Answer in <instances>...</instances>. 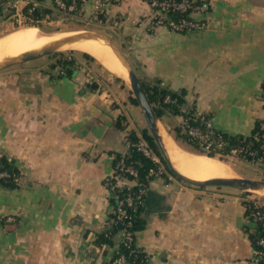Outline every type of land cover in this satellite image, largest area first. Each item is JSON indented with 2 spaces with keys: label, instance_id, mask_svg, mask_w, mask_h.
Here are the masks:
<instances>
[{
  "label": "crops",
  "instance_id": "obj_1",
  "mask_svg": "<svg viewBox=\"0 0 264 264\" xmlns=\"http://www.w3.org/2000/svg\"><path fill=\"white\" fill-rule=\"evenodd\" d=\"M96 1L83 2V15L110 31L141 80L181 92L180 111L207 114L231 135L264 118V0H200L208 9L195 17L206 25L184 32L154 26L148 0L109 2L101 13ZM22 2H0V27L11 23L7 3L18 12ZM76 59L72 76L52 62L0 73V156L20 171L15 188L0 187V264H113L121 234L97 243L111 211L105 179L146 123L124 77ZM181 116L159 117L175 144L170 127ZM141 215L146 264H255V223L237 190L166 170L148 183Z\"/></svg>",
  "mask_w": 264,
  "mask_h": 264
},
{
  "label": "trees",
  "instance_id": "obj_2",
  "mask_svg": "<svg viewBox=\"0 0 264 264\" xmlns=\"http://www.w3.org/2000/svg\"><path fill=\"white\" fill-rule=\"evenodd\" d=\"M3 1L5 0H0V2H3ZM46 1L48 0H33L32 2H29L26 5H24V7H22L21 14L27 19L31 20V22L29 23L30 25L40 27L38 21L47 16L50 17V15H52L54 11H56L55 9H58L51 2H50L51 5L49 6L47 4L48 2L46 3ZM108 1L111 2V0H108ZM33 2H36L37 4L33 5ZM77 6L78 7L72 12L81 14L82 9L79 7V4ZM5 8L7 9V7ZM1 9H2V5L0 4V12H1ZM180 16H185V14L172 13V12L168 13V17L171 19H177ZM69 55H70L69 53L67 54V56H65L63 53H59V54L56 53L55 55L56 58L54 62L50 64V66L57 67L61 71V73H63L66 76H72L76 72V69H77L76 67L78 63H77L76 57H74L73 55H70V56ZM82 56L83 57L86 56L90 60L92 58L87 53H82ZM142 83L145 88L146 94L149 98V101L151 102L154 111L159 117L164 114L166 109H168L173 114L182 113V115L189 116L188 121L192 125H199L201 123L199 118L198 117L195 118V116L193 115V109L188 110L187 114H186V111H183V112L180 111V107L183 102L181 92L168 89L164 85H160V83L156 80H142ZM262 84H264V82ZM166 95H168L171 99H175V101L174 102L164 101V98ZM133 102L136 103L134 98H133ZM204 117L210 118V116L207 114H204ZM260 121H264V118L256 120L252 131L248 135H243V134L231 135V134H227L221 130H218L212 127L213 133L215 135H219L220 138H222L224 142L223 149L222 151H220L221 154L223 155L229 154L230 150L238 148V149L247 150L246 153H243L244 154L243 158L245 159H251L253 157L264 156V152L261 149L262 148L261 146H264L263 131L262 130L259 131V133L263 135H260L258 138H254V135H253L254 132L258 131L259 129L258 125ZM172 131H173V136L175 140L177 141L181 140V141L188 143L189 145L192 146L193 150L197 153H203V154H206L207 156H213L212 153L203 152V150L199 147L198 144L191 142L188 139V135L185 132L183 133L179 126L174 127ZM141 137L144 138L150 144L153 150L161 157L166 170L169 171L153 138L149 134L147 127L142 129ZM127 138L129 142L128 151L123 155L116 154L114 156V163L119 158L123 157L127 163L132 164L133 167L136 169L137 176L135 178L128 177L127 179L132 183H129V185H125L120 188H116V190L112 191L111 196H110L111 211L108 217L107 227L104 231H102L98 235L97 243L99 245L111 243L117 234H121L122 229L125 227V221L128 220L130 223L127 227L128 229L133 231V240L130 243V245H125L120 240L117 244L116 250L118 251L119 254L125 255V258L128 264H146L147 255L140 247L137 246L135 234L137 231L141 230L145 225V219L141 215L144 203L143 202L141 203L140 200L141 198L142 200L145 198L148 183L150 182V180H152V178L146 177V175H147L148 169L153 164L149 159H147L139 151H137L136 148L132 145L134 142L138 140V136H136L134 132H130ZM255 151L257 153L256 156L249 154V152H255ZM19 176H20V171L18 167L16 166L14 160L8 155L2 154L0 156V187L6 188V189L15 188L17 186V179ZM140 190H144V193H139ZM240 193L242 195L248 194L244 192H240ZM115 194L118 195V197H114ZM128 194L133 195L134 206L125 207L128 218L122 220L118 218L119 213L116 210V207H117L116 205L120 197H124ZM136 196H140V197H136ZM262 235L263 233L260 230V227L258 225H255V230L251 234V240H252V244L254 248H258V246L256 245V240ZM116 256L117 254L115 251L114 257Z\"/></svg>",
  "mask_w": 264,
  "mask_h": 264
},
{
  "label": "built area",
  "instance_id": "obj_3",
  "mask_svg": "<svg viewBox=\"0 0 264 264\" xmlns=\"http://www.w3.org/2000/svg\"><path fill=\"white\" fill-rule=\"evenodd\" d=\"M33 0H26V4L32 2ZM53 3L58 9L66 12L74 11L79 4V7H82V4L85 0H48ZM120 0H111V2H118ZM150 5L153 8L152 15V24L157 25H166L171 30L184 32L192 30H200L205 27V22L202 19L196 18V14L205 13L208 9V3L200 0H148ZM108 0H100L95 3V10L97 13H101L108 4ZM36 2H33V5H36ZM179 13L185 14V16H180L177 19H171L168 17V13ZM162 85V84H160ZM261 93L263 95L264 103V84L261 85ZM164 101L174 102L175 99H171L168 95L165 96ZM185 114V113H184ZM187 114V111H186ZM195 118H199V125H192L189 123V116L182 115V126L184 127L185 133L188 135V139L199 145L200 148H206L207 151L213 150L221 153L223 149L224 142L219 135H215L212 131V123L209 118H205L203 113H198L193 111ZM202 124V126H201ZM258 131L254 132V138H258L260 135V130L264 133V121L259 122ZM137 151H139L144 157L149 159L152 162V166L148 169L146 177L149 178H158L166 175V168L161 161L159 155L153 150L150 144L142 137L138 136V140L132 144ZM262 151L264 152V146H261ZM247 150L243 149H232L230 153L235 155H241L244 157L243 153H246ZM209 153V152H206ZM249 154L256 156L255 152H249ZM264 159V156H259ZM258 158V157H256ZM137 176V171L132 164L127 163L123 157L119 158L113 165L111 174L105 179V184L110 191V196L113 190L116 188L129 185L130 182L127 178H135ZM139 193H144V190H140ZM118 197V195H114ZM140 197V196H136ZM242 200L245 206L247 218L251 219L255 225L260 227L263 235L256 240V245L258 248H254V257L253 261L255 264L264 263V198L257 195H242ZM144 203V199L140 200ZM116 210L119 213V219L128 218L126 214L125 207L134 206V197L131 194H128L124 197L118 199L116 205ZM129 221H125V227L121 231V241L125 245H130L133 240V231L128 229ZM117 256L112 259L113 264H128L125 255L119 254L116 250Z\"/></svg>",
  "mask_w": 264,
  "mask_h": 264
},
{
  "label": "bare ground",
  "instance_id": "obj_4",
  "mask_svg": "<svg viewBox=\"0 0 264 264\" xmlns=\"http://www.w3.org/2000/svg\"><path fill=\"white\" fill-rule=\"evenodd\" d=\"M73 34L70 31L67 34L46 33L36 26L16 28L0 37V61L26 51L40 49ZM61 47H72L87 52L113 73L128 78L126 68L104 39H79L65 43ZM165 134L162 133L163 142L170 161L180 173L198 180L229 176L230 170L227 164L212 157L189 153ZM259 193L264 195V189H261Z\"/></svg>",
  "mask_w": 264,
  "mask_h": 264
},
{
  "label": "rangeland",
  "instance_id": "obj_5",
  "mask_svg": "<svg viewBox=\"0 0 264 264\" xmlns=\"http://www.w3.org/2000/svg\"><path fill=\"white\" fill-rule=\"evenodd\" d=\"M7 4L8 5L6 6L7 9L5 11V15H8L7 20H9V22H11V23H9L8 25L0 27V36L6 35V33L8 34L11 31H13L14 29L19 28V27L34 26V25L29 24L31 22V20L24 17L21 14V10H18V12H16V11H14L13 4H11L10 6H9L10 3H7ZM21 5H26V0H23ZM48 5L50 6L51 3L48 2ZM22 7H24V6H22ZM82 7H83V5H82ZM82 7H81V9H83ZM55 10L56 11H54V13L52 15H50V17L47 16V17L39 20L38 23H39L40 27H38V26H36V27L40 28V30H42L46 33H55V34H64V33L67 34V33H69V31L72 33L85 31V30L99 31V32H103V33L109 35L114 41H116L115 37H113V35L110 33V31H108L107 29H105L101 25L94 24V22L91 21L85 15H83V13L80 14V13H75V12H66V11H62L60 9H55ZM6 18H7V16H6ZM65 30H66V32H65ZM54 53L55 54L51 53V54L41 56L37 59L15 63L13 65L6 67V68L0 69V73H2V71H14L16 69H19L20 67H24L25 65H30L33 63H37V64L41 63L43 65L47 64V67H48L51 62H54V60L56 58V56H55L56 53H58V54L63 53L65 56H67V54L69 53L70 55H73L76 58L77 57L80 58V57H83L82 53H85V52L81 51L79 49L72 48V47H64V48L61 47L57 51H55ZM83 58L88 59L86 56H84ZM91 60L98 64V61L96 59H94L93 57L91 58ZM83 61H85V60H83ZM124 78H125L126 83L128 84L127 77L124 76ZM198 113H200V112H198ZM163 115H166L169 118V117H172L174 114L171 113L170 110L166 109ZM209 120L212 123V119L209 118ZM181 121H182V116H181V120L178 124L173 123L171 125L172 127H170V130H171L172 134H173L172 130L176 126L177 127L179 126L183 133L185 132ZM212 126H213V124H212ZM145 127H146V124H145ZM139 136L141 137V134ZM175 142H176V144H178L179 147H181L182 149H184L188 152L196 153V154H202V155H205L206 157H212L214 159H217V160L223 162L225 165L227 164V166L230 170V174L228 177H231V175L232 176H242V177L253 176L254 178H257V179H264V159H262L261 157H258V158L253 157L251 159H245L241 155H238V154L233 155V154L229 153V154L223 155V154L218 153L216 151L213 152V150L207 151L206 148H201L203 150V152H205V153L209 152V153L213 154V156H207L206 154L195 152L193 150L192 146L189 145L188 143L184 142V141L175 140ZM160 159H161V157H160ZM161 161H162V159H161ZM218 188L219 189L220 188L232 189V188H228V187H218ZM232 190H235V189H232ZM260 195L262 198H264V195H262V194H260Z\"/></svg>",
  "mask_w": 264,
  "mask_h": 264
},
{
  "label": "water",
  "instance_id": "obj_6",
  "mask_svg": "<svg viewBox=\"0 0 264 264\" xmlns=\"http://www.w3.org/2000/svg\"><path fill=\"white\" fill-rule=\"evenodd\" d=\"M79 39H104L106 43L111 47L113 52L119 58L121 63L127 70V80L133 97L143 115L146 127L149 134L153 138L161 156L163 157L169 171L179 180L194 185L197 187H228L235 189L239 192L248 193L251 195L261 196L259 191L264 189V179L249 178L242 176H231V177H214L204 180L193 179L182 173H180L171 163L167 149L163 142V136L159 125V116L153 109L151 102L146 94L142 80L139 78L137 73L134 71L128 58L122 52L120 47L115 41L107 34L99 31L85 30L74 33L73 35L67 36L61 40L55 41L48 45H45L37 50H30L23 52L19 55L8 57L0 61V69L6 68L18 62L29 61L37 59L41 56L54 53L62 45L68 42L76 41Z\"/></svg>",
  "mask_w": 264,
  "mask_h": 264
}]
</instances>
